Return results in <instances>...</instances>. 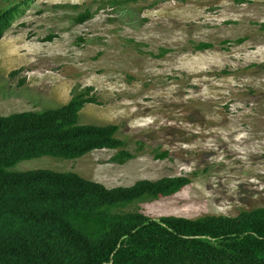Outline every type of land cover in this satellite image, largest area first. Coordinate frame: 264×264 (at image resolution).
Here are the masks:
<instances>
[{
    "label": "rangeland",
    "instance_id": "374dc122",
    "mask_svg": "<svg viewBox=\"0 0 264 264\" xmlns=\"http://www.w3.org/2000/svg\"><path fill=\"white\" fill-rule=\"evenodd\" d=\"M20 8L0 39V115L56 108L74 87L92 86L100 103H87L79 122L118 125L133 157L120 164L111 161L120 149H98L25 159L9 171H70L107 187L187 176L176 194L130 207L156 219L264 207V0H29Z\"/></svg>",
    "mask_w": 264,
    "mask_h": 264
},
{
    "label": "trees",
    "instance_id": "16d2710c",
    "mask_svg": "<svg viewBox=\"0 0 264 264\" xmlns=\"http://www.w3.org/2000/svg\"><path fill=\"white\" fill-rule=\"evenodd\" d=\"M27 1L0 7V39ZM79 88L56 108L0 115V264H264V207L195 219L130 209L176 194L187 176L107 187L70 171H9L25 159L98 149H120L111 160L120 164L133 157L118 125L79 122L87 103H100L92 86Z\"/></svg>",
    "mask_w": 264,
    "mask_h": 264
},
{
    "label": "crops",
    "instance_id": "0c3cea01",
    "mask_svg": "<svg viewBox=\"0 0 264 264\" xmlns=\"http://www.w3.org/2000/svg\"><path fill=\"white\" fill-rule=\"evenodd\" d=\"M40 98H42L43 96H39ZM58 99V98H57ZM59 100V99H58ZM61 106V105H60Z\"/></svg>",
    "mask_w": 264,
    "mask_h": 264
},
{
    "label": "clouds",
    "instance_id": "9594fccd",
    "mask_svg": "<svg viewBox=\"0 0 264 264\" xmlns=\"http://www.w3.org/2000/svg\"><path fill=\"white\" fill-rule=\"evenodd\" d=\"M71 98V97H70ZM12 114V113H11ZM3 116H6V115H3ZM238 215V214H237ZM227 216V215H226Z\"/></svg>",
    "mask_w": 264,
    "mask_h": 264
}]
</instances>
